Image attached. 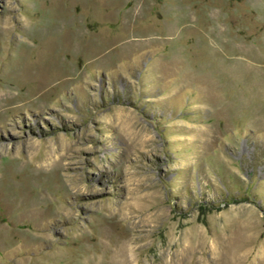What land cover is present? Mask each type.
Instances as JSON below:
<instances>
[{
  "label": "rangeland",
  "instance_id": "1",
  "mask_svg": "<svg viewBox=\"0 0 264 264\" xmlns=\"http://www.w3.org/2000/svg\"><path fill=\"white\" fill-rule=\"evenodd\" d=\"M0 264H264V0H0Z\"/></svg>",
  "mask_w": 264,
  "mask_h": 264
}]
</instances>
